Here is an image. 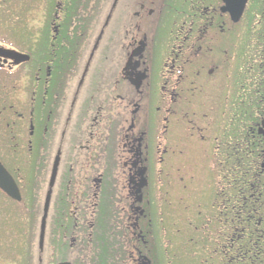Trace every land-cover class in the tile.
I'll use <instances>...</instances> for the list:
<instances>
[{
    "label": "flooded vegetation",
    "instance_id": "flooded-vegetation-1",
    "mask_svg": "<svg viewBox=\"0 0 264 264\" xmlns=\"http://www.w3.org/2000/svg\"><path fill=\"white\" fill-rule=\"evenodd\" d=\"M0 165L19 264L29 172L37 264H264V0H0Z\"/></svg>",
    "mask_w": 264,
    "mask_h": 264
},
{
    "label": "rangeland",
    "instance_id": "rangeland-1",
    "mask_svg": "<svg viewBox=\"0 0 264 264\" xmlns=\"http://www.w3.org/2000/svg\"><path fill=\"white\" fill-rule=\"evenodd\" d=\"M80 176V181H81ZM187 178V177H186ZM187 184L189 183L187 180L185 181ZM180 194H182L180 192ZM192 199L193 198H188ZM196 203L197 202H190L185 201L182 203L181 207L188 206L187 208L193 207V210L195 211L194 215H196ZM196 218H190V221L196 222ZM169 224V226H168ZM159 225V224H158ZM181 223H179L178 219L175 218V216H170V218L167 217L164 220L163 226L166 227L167 231V239L172 240L174 244H171V255L172 257L174 254H176L177 263L176 264H185V260L189 259V255L184 250V253L180 251V243L178 245V248L175 246V240H179L178 234L176 236V232L178 231V228H180ZM182 227V225H181ZM189 228V227H188ZM23 233V222L22 218L18 213L17 207L14 203L11 201L8 202L6 199H4L0 195V240L4 242L6 240V243L9 245L4 244V248L2 249V253L6 257V261H1L0 264H19L20 262V256L22 253H24V237L22 235ZM174 237V238H173ZM174 245V247H173ZM48 261V259H47ZM37 264V263H36ZM48 264V263H47Z\"/></svg>",
    "mask_w": 264,
    "mask_h": 264
},
{
    "label": "trees",
    "instance_id": "trees-1",
    "mask_svg": "<svg viewBox=\"0 0 264 264\" xmlns=\"http://www.w3.org/2000/svg\"><path fill=\"white\" fill-rule=\"evenodd\" d=\"M258 31V30H257ZM259 32H257L258 34ZM29 177L33 180L32 185L28 187L27 199L25 198L24 205L26 206L25 210V253L26 259L24 264H36L37 259V244L36 238L39 228V221L41 216V203L35 198V176L33 172H29ZM35 180V181H34ZM29 189H32L30 191ZM50 221V219H49Z\"/></svg>",
    "mask_w": 264,
    "mask_h": 264
},
{
    "label": "water",
    "instance_id": "water-1",
    "mask_svg": "<svg viewBox=\"0 0 264 264\" xmlns=\"http://www.w3.org/2000/svg\"><path fill=\"white\" fill-rule=\"evenodd\" d=\"M57 163L58 160H56L54 164V170L52 171V175L49 183V190L46 194V198L43 206V216L41 218L40 235H39V249L41 252L43 251L45 244V234H46L47 221H48L49 209L51 204L52 188L57 173ZM0 187L14 199L17 200L21 199L19 189L14 179L9 173H7L5 170L2 169L1 165H0Z\"/></svg>",
    "mask_w": 264,
    "mask_h": 264
}]
</instances>
